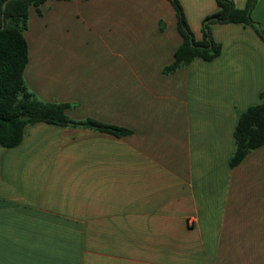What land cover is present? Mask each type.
I'll return each instance as SVG.
<instances>
[{
  "label": "crops",
  "instance_id": "obj_1",
  "mask_svg": "<svg viewBox=\"0 0 264 264\" xmlns=\"http://www.w3.org/2000/svg\"><path fill=\"white\" fill-rule=\"evenodd\" d=\"M177 1L201 42L217 1ZM251 16L264 31V0ZM211 33L217 58L165 74L182 43L169 0L29 7V91L131 134L37 123L0 147V264H264V145L229 164L264 42L244 24Z\"/></svg>",
  "mask_w": 264,
  "mask_h": 264
},
{
  "label": "trees",
  "instance_id": "obj_2",
  "mask_svg": "<svg viewBox=\"0 0 264 264\" xmlns=\"http://www.w3.org/2000/svg\"><path fill=\"white\" fill-rule=\"evenodd\" d=\"M169 1L177 14V29L182 43L174 55L173 64L164 69L165 74L188 67L195 59L213 61L221 54L222 47L215 42L211 33L213 24L248 25L264 42V31L251 16L257 0H247L242 10L235 7L233 0H216L217 11L203 20L201 42L195 41L180 3L177 0ZM42 2L43 0H0V147H17L23 141L25 129L37 123L70 128H84L90 123L118 137L131 134L127 129L97 124L92 120H73L66 113L70 105L43 102L29 91L24 79L29 55L25 32L29 7H38ZM234 140L236 149L230 158L231 167H235L251 151L264 145V93L259 104L240 115Z\"/></svg>",
  "mask_w": 264,
  "mask_h": 264
},
{
  "label": "water",
  "instance_id": "obj_3",
  "mask_svg": "<svg viewBox=\"0 0 264 264\" xmlns=\"http://www.w3.org/2000/svg\"><path fill=\"white\" fill-rule=\"evenodd\" d=\"M3 8H4V9L6 8V3L4 4Z\"/></svg>",
  "mask_w": 264,
  "mask_h": 264
}]
</instances>
